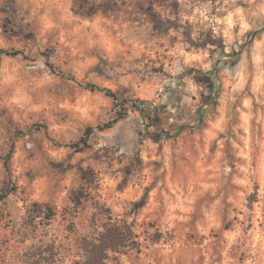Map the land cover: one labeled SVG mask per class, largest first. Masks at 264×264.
Returning <instances> with one entry per match:
<instances>
[{
  "label": "rangeland",
  "instance_id": "obj_1",
  "mask_svg": "<svg viewBox=\"0 0 264 264\" xmlns=\"http://www.w3.org/2000/svg\"><path fill=\"white\" fill-rule=\"evenodd\" d=\"M114 222L104 264H264V0H0V264Z\"/></svg>",
  "mask_w": 264,
  "mask_h": 264
},
{
  "label": "trees",
  "instance_id": "obj_2",
  "mask_svg": "<svg viewBox=\"0 0 264 264\" xmlns=\"http://www.w3.org/2000/svg\"><path fill=\"white\" fill-rule=\"evenodd\" d=\"M7 56H17L22 53H5ZM51 66V65H49ZM87 88L92 92H102L106 93V96L113 99L115 105L119 104L118 97L115 93L110 91L101 89L95 85H88ZM145 104V103H142ZM209 104L205 105V108L208 107ZM140 108V107H138ZM125 118V114L122 112L118 113L117 119L112 122L106 123L102 126H99L97 129L101 132L110 130L116 125L118 122ZM179 130H184L180 128ZM94 130L89 128L86 130L84 137L81 138L80 142L71 146L77 150L78 153L85 152V150L90 148V137L93 134ZM180 132V131H179ZM11 159V155L9 154L4 159L5 168L8 169V163ZM87 180V179H86ZM49 218H52L56 214L49 210L47 213ZM129 227L127 225L119 224L118 222L110 223L105 226L104 232L101 233L98 243L89 242L85 246V254L81 261L76 262L75 264H104L105 261L109 258V253H119L122 248L128 246V240L130 239L127 230L129 231Z\"/></svg>",
  "mask_w": 264,
  "mask_h": 264
},
{
  "label": "built area",
  "instance_id": "obj_3",
  "mask_svg": "<svg viewBox=\"0 0 264 264\" xmlns=\"http://www.w3.org/2000/svg\"><path fill=\"white\" fill-rule=\"evenodd\" d=\"M188 19L194 25L205 24L215 34L218 32L220 23L207 6H202L201 4L194 5Z\"/></svg>",
  "mask_w": 264,
  "mask_h": 264
},
{
  "label": "clouds",
  "instance_id": "obj_4",
  "mask_svg": "<svg viewBox=\"0 0 264 264\" xmlns=\"http://www.w3.org/2000/svg\"><path fill=\"white\" fill-rule=\"evenodd\" d=\"M189 6H191V5H189ZM40 67H43V65L41 64V65H39Z\"/></svg>",
  "mask_w": 264,
  "mask_h": 264
}]
</instances>
